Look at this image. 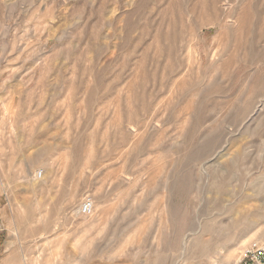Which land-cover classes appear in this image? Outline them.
Returning a JSON list of instances; mask_svg holds the SVG:
<instances>
[{
    "label": "rangeland",
    "instance_id": "374dc122",
    "mask_svg": "<svg viewBox=\"0 0 264 264\" xmlns=\"http://www.w3.org/2000/svg\"><path fill=\"white\" fill-rule=\"evenodd\" d=\"M254 241L264 0H0V264H236Z\"/></svg>",
    "mask_w": 264,
    "mask_h": 264
},
{
    "label": "built area",
    "instance_id": "2783aa9c",
    "mask_svg": "<svg viewBox=\"0 0 264 264\" xmlns=\"http://www.w3.org/2000/svg\"><path fill=\"white\" fill-rule=\"evenodd\" d=\"M93 210L91 202L87 201L81 206V212L85 216L93 215ZM236 264H264V243L254 241L244 247Z\"/></svg>",
    "mask_w": 264,
    "mask_h": 264
},
{
    "label": "crops",
    "instance_id": "0c3cea01",
    "mask_svg": "<svg viewBox=\"0 0 264 264\" xmlns=\"http://www.w3.org/2000/svg\"><path fill=\"white\" fill-rule=\"evenodd\" d=\"M1 264H3V262Z\"/></svg>",
    "mask_w": 264,
    "mask_h": 264
}]
</instances>
